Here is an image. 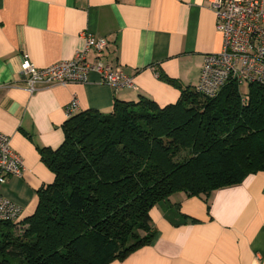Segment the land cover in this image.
Instances as JSON below:
<instances>
[{
    "label": "crops",
    "instance_id": "1",
    "mask_svg": "<svg viewBox=\"0 0 264 264\" xmlns=\"http://www.w3.org/2000/svg\"><path fill=\"white\" fill-rule=\"evenodd\" d=\"M83 32L107 41L100 61L120 68L135 89L103 84L95 73L85 83L56 85L33 94L20 84L21 56L37 69L71 61L84 47ZM221 35L209 0H0V134L10 138L23 173L0 188L22 208L21 220L36 207V191L53 181L39 150L58 149L64 140L65 109L109 113L114 100L141 96L159 106L173 104L183 87L198 83L205 56L220 52ZM87 62L96 56L89 52ZM173 210L199 223L174 226L163 206L150 211L155 236L124 260L110 264H264V173L211 194L208 204L182 193ZM208 206V208H207Z\"/></svg>",
    "mask_w": 264,
    "mask_h": 264
},
{
    "label": "trees",
    "instance_id": "2",
    "mask_svg": "<svg viewBox=\"0 0 264 264\" xmlns=\"http://www.w3.org/2000/svg\"><path fill=\"white\" fill-rule=\"evenodd\" d=\"M179 91L159 106L141 96L114 100L64 122L56 150H39L53 181L36 191L34 212L0 221V264H110L149 245L150 211L174 226L200 221L173 210L182 193L207 205L212 193L264 173V86L229 81L212 98ZM208 208V206H207Z\"/></svg>",
    "mask_w": 264,
    "mask_h": 264
},
{
    "label": "built area",
    "instance_id": "3",
    "mask_svg": "<svg viewBox=\"0 0 264 264\" xmlns=\"http://www.w3.org/2000/svg\"><path fill=\"white\" fill-rule=\"evenodd\" d=\"M209 8L216 18V30L221 35L220 52L205 56L194 90L208 98L215 97L229 81L240 84L264 86V0H209ZM84 47L68 62H60L48 68L37 69L28 54L21 56L18 76L21 86L30 94L56 85L85 83L90 73L99 76L101 82L118 90L135 89L132 78L120 68H112L100 61L107 49V41L96 39L83 32ZM92 52L96 62H87ZM78 109L72 99L65 109L69 118ZM21 158L11 149L10 138L0 134V188L11 178L23 173ZM22 208L4 198L0 193V221L17 222Z\"/></svg>",
    "mask_w": 264,
    "mask_h": 264
},
{
    "label": "rangeland",
    "instance_id": "4",
    "mask_svg": "<svg viewBox=\"0 0 264 264\" xmlns=\"http://www.w3.org/2000/svg\"><path fill=\"white\" fill-rule=\"evenodd\" d=\"M247 91H248V85L244 84V85H241V86H240V92H241L242 94L247 93Z\"/></svg>",
    "mask_w": 264,
    "mask_h": 264
}]
</instances>
